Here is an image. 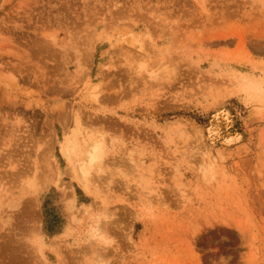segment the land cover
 Returning a JSON list of instances; mask_svg holds the SVG:
<instances>
[{
    "label": "rangeland",
    "instance_id": "obj_1",
    "mask_svg": "<svg viewBox=\"0 0 264 264\" xmlns=\"http://www.w3.org/2000/svg\"><path fill=\"white\" fill-rule=\"evenodd\" d=\"M0 264H264V0H0Z\"/></svg>",
    "mask_w": 264,
    "mask_h": 264
},
{
    "label": "bare ground",
    "instance_id": "obj_2",
    "mask_svg": "<svg viewBox=\"0 0 264 264\" xmlns=\"http://www.w3.org/2000/svg\"><path fill=\"white\" fill-rule=\"evenodd\" d=\"M239 84H241V90L243 92L248 93V94H250V93H258L261 90L260 85L258 83L253 82L252 80H250V79H248L246 77L241 78ZM211 133H213V132H211ZM211 136H213V135L211 134ZM101 157H102V152H101V149L98 147V145L92 147V149L90 150L89 154L86 156L85 161H81V164H80V166L78 168V171H79V174H80L81 178L86 177L88 175L89 170L96 163L99 162V159ZM102 245H106V244L102 243ZM105 248L106 247L103 246L102 249L104 250Z\"/></svg>",
    "mask_w": 264,
    "mask_h": 264
}]
</instances>
